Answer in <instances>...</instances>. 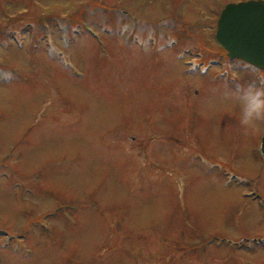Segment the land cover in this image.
<instances>
[{
  "label": "rangeland",
  "instance_id": "374dc122",
  "mask_svg": "<svg viewBox=\"0 0 264 264\" xmlns=\"http://www.w3.org/2000/svg\"><path fill=\"white\" fill-rule=\"evenodd\" d=\"M243 1L0 0V264H264V124L225 98L264 70L212 37Z\"/></svg>",
  "mask_w": 264,
  "mask_h": 264
},
{
  "label": "water",
  "instance_id": "95a60500",
  "mask_svg": "<svg viewBox=\"0 0 264 264\" xmlns=\"http://www.w3.org/2000/svg\"><path fill=\"white\" fill-rule=\"evenodd\" d=\"M215 39L229 59L264 68V0L229 3L221 11ZM264 163V136L258 149Z\"/></svg>",
  "mask_w": 264,
  "mask_h": 264
},
{
  "label": "clouds",
  "instance_id": "9594fccd",
  "mask_svg": "<svg viewBox=\"0 0 264 264\" xmlns=\"http://www.w3.org/2000/svg\"><path fill=\"white\" fill-rule=\"evenodd\" d=\"M225 98L239 106L238 124L245 136L254 135L264 124V80L259 85H238L229 89Z\"/></svg>",
  "mask_w": 264,
  "mask_h": 264
},
{
  "label": "flooded vegetation",
  "instance_id": "af4514ba",
  "mask_svg": "<svg viewBox=\"0 0 264 264\" xmlns=\"http://www.w3.org/2000/svg\"><path fill=\"white\" fill-rule=\"evenodd\" d=\"M140 7V6H139ZM141 8V7H140ZM132 13H133V20L136 22V19L137 18H139V15H141V10H138V9H134L133 11H132ZM220 14V13H219ZM219 14H218V17H219ZM181 18H178V19H176V20H174V19H171V20H169V21H167V20H165L164 22H163V25H164V27L165 26H167V28H169L170 26H172V25H176V24H178V26L180 25V24H183V22L181 23ZM174 23V24H173ZM146 31L147 30H145V29H142V27L141 26H135V24H133L132 25V31H131V34L133 33V34H140L141 32L142 33H144V34H146ZM168 31V33H165V32H163V30L161 31H157V35H158V37L161 39V42L163 43V44H168L169 42V39H172V35L173 34H170L169 33V30H167ZM215 35H216V28L214 29V31H213V33H212V37H213V42H214V44L217 46V48L218 49H220V51L227 57V53H226V51L225 50H223V49H221V47L217 44V42H216V39H215ZM187 37H189V38H195L194 37V35H189V36H187ZM239 61V64L242 66V65H247L244 61H240V60H238ZM218 65V64H217ZM226 69H229V68H226ZM225 69V70H226ZM264 70V69H263ZM263 70H260V71H263ZM242 74H244V72H240V75H241V77L240 78H227L228 80H229V82L230 83H232V84H234V82H235V80H237L238 82H240L242 85H245V84H248L249 82L251 83V84H257V82L255 83L254 81H252V79L250 80V79H248L247 77H243V75ZM222 76L223 75H221V78H218V80L220 81V80H222L223 78H222ZM225 78V77H224ZM260 143H261V140H260ZM259 143V144H260Z\"/></svg>",
  "mask_w": 264,
  "mask_h": 264
}]
</instances>
